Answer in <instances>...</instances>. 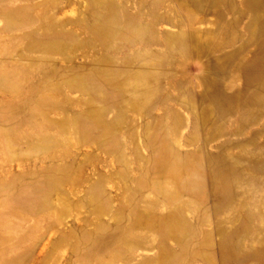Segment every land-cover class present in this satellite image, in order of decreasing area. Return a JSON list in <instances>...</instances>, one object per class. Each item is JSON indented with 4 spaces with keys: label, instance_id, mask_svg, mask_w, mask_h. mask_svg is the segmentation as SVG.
Wrapping results in <instances>:
<instances>
[{
    "label": "rangeland",
    "instance_id": "374dc122",
    "mask_svg": "<svg viewBox=\"0 0 264 264\" xmlns=\"http://www.w3.org/2000/svg\"><path fill=\"white\" fill-rule=\"evenodd\" d=\"M0 264H264V0H0Z\"/></svg>",
    "mask_w": 264,
    "mask_h": 264
},
{
    "label": "bare ground",
    "instance_id": "6f19581e",
    "mask_svg": "<svg viewBox=\"0 0 264 264\" xmlns=\"http://www.w3.org/2000/svg\"><path fill=\"white\" fill-rule=\"evenodd\" d=\"M262 53V52H261ZM258 59V58H257ZM258 63V62H257Z\"/></svg>",
    "mask_w": 264,
    "mask_h": 264
}]
</instances>
